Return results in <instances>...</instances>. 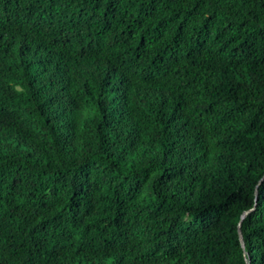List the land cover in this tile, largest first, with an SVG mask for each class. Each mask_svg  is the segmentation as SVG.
<instances>
[{
    "label": "trees",
    "instance_id": "16d2710c",
    "mask_svg": "<svg viewBox=\"0 0 264 264\" xmlns=\"http://www.w3.org/2000/svg\"><path fill=\"white\" fill-rule=\"evenodd\" d=\"M247 260L264 0H0V264Z\"/></svg>",
    "mask_w": 264,
    "mask_h": 264
},
{
    "label": "water",
    "instance_id": "95a60500",
    "mask_svg": "<svg viewBox=\"0 0 264 264\" xmlns=\"http://www.w3.org/2000/svg\"><path fill=\"white\" fill-rule=\"evenodd\" d=\"M261 182V180L259 181V183ZM257 189V188H256ZM249 210H251V209H249ZM249 210H246V211H244L243 213H242V215H241V218H240V220H239V222H238V234H239V239H240V242H241V245L242 246H244V242H243V238H242V233H241V221H242V219L244 218V216L249 212ZM247 264H249V262H248V260H247Z\"/></svg>",
    "mask_w": 264,
    "mask_h": 264
}]
</instances>
